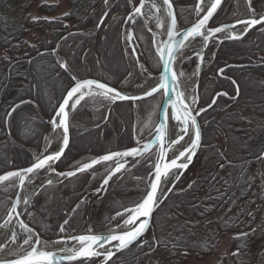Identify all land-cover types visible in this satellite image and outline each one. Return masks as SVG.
<instances>
[{
  "label": "trees",
  "instance_id": "trees-1",
  "mask_svg": "<svg viewBox=\"0 0 264 264\" xmlns=\"http://www.w3.org/2000/svg\"><path fill=\"white\" fill-rule=\"evenodd\" d=\"M137 2L109 0L106 5L104 0H0V175L27 167L41 156L49 120L75 82L73 76L97 79L124 90L133 88L135 72L129 68L122 25ZM194 2L172 0L178 20L184 16L190 19L188 24L192 22L193 15L186 8ZM250 6L264 14V0H251ZM105 11L108 16L97 28ZM65 12L70 15L64 16ZM234 18L224 5L210 26ZM133 32L153 58L150 67L159 70L149 33L139 19L133 24ZM204 57L195 107L207 109L198 116L202 141L193 164L199 161L200 165L192 181L183 188L176 183L158 207L146 244L155 253H194L202 257L213 252L221 234L248 233L232 241L231 257L234 264H240L256 241L251 229L258 226L264 206V159H257L264 149V25L251 29L239 40L210 44ZM60 62H66L69 70L60 68ZM214 98L216 103L212 104ZM21 100L27 103L7 118V112ZM91 102L86 98L70 113V143L56 164L58 171L129 148L136 129L134 113L142 119L154 109L148 101L111 106ZM217 139H221L222 150L215 144ZM152 158L153 152L116 178L111 193L121 198L134 193L150 172L152 164L148 163ZM84 175L87 173L46 188L57 197L40 208L45 210V224L36 228L30 222L42 238L55 237L68 212L78 203L82 190L77 191L70 183L80 182ZM5 193L12 197L15 189ZM108 195L105 193L99 202L102 208L110 207ZM9 202L7 198L0 204V218L7 210L3 203ZM83 213L84 206L79 204L68 219V229H78ZM214 214L221 216L210 221ZM164 219L173 221L169 234L159 230ZM190 222H196V226ZM238 248L239 255H233ZM148 250L147 246L133 245L117 254L111 264H142ZM94 260L95 264L99 261Z\"/></svg>",
  "mask_w": 264,
  "mask_h": 264
},
{
  "label": "snow or ice",
  "instance_id": "snow-or-ice-1",
  "mask_svg": "<svg viewBox=\"0 0 264 264\" xmlns=\"http://www.w3.org/2000/svg\"><path fill=\"white\" fill-rule=\"evenodd\" d=\"M104 2L107 5L109 0H104ZM128 3L132 4L133 0H128ZM221 4L222 0H211L210 6H207V11L202 16L198 15L196 22L183 30L177 29V16L173 11L171 0H163V5L165 6L163 9L158 5L157 0H148V3H146V0H139V4L133 6L132 11L128 14L127 20H135L138 16H146L147 14L143 12V8L146 6L156 9V13L163 10L166 12V16L170 18L166 25L167 38L157 42L155 34L153 36V45L158 56V63L163 68L159 76V82L143 94L144 97H149L157 93L161 94L162 104L157 105L156 108L162 109L163 119H160L156 125L155 133L151 139L142 145L138 141L137 147H131L125 151L108 152L105 155L91 159L89 162L79 164L72 171L57 173L59 177H75L77 174L93 170L94 166L103 162L115 161V167L108 170L100 187L95 189V192L99 194L106 192L109 181L120 174L121 170L125 168V163L120 162L121 158L126 162L128 157H132L139 162L145 158L146 154H150V149L158 145V155L153 165V171L149 173L151 179L148 181L149 187L146 189V194L134 206L124 208L122 212H116V217L122 218L124 229L127 230H123L120 228V225H117L116 229H110L108 234L105 235L82 234L60 236L55 241L42 240L39 233L35 232L27 223L19 219L20 213L16 211L18 206L21 202L29 205L31 201L30 197L24 196L21 198V195L18 193L16 201L12 203L11 209L8 211V220L5 224L11 223L13 216L16 217L19 227L25 235L20 236L18 239V233L12 231L10 241L12 244L25 249V251L23 254L13 251L9 255L15 258H0V264H63V262H67V264H95L94 258L98 257H103L102 264H111L113 258L118 253L128 250L130 246H147L151 250L152 246L143 241V235L150 229L153 216L162 199H166L168 194L172 192V188H168V191L164 192L162 185L167 184L169 178L173 176L176 180H179L180 175H182V170L188 169L193 163L202 141L201 126L197 121V117L207 110L200 108L199 111H196L189 103H186L189 97L178 90V78L179 76H183L184 73L182 71L177 73L173 69L174 63L179 61V58L184 55V49L188 48L190 43L197 38H200L201 41V51L195 52L194 55L202 63L205 59L202 49L207 46L210 39L215 38L217 33L231 32L228 38L238 40L250 28L256 25H264V15H261L259 18L237 20L236 24L245 25L243 32L239 34L232 31L235 25L224 24L218 27H208L210 19ZM202 5L206 6L204 0H198L195 5L198 14L203 12ZM250 5L251 0H249V7ZM63 15L68 16L70 13L65 12ZM153 15L156 20V27H165L162 18L155 13ZM107 16L108 12L105 11L103 16L100 17V22L97 24V27L103 24L104 18ZM33 19L35 20L37 18L33 17ZM128 39L129 41L132 39L131 31L128 33ZM133 52H135V49H133ZM59 67L65 71L69 70L66 62H60ZM197 67L199 68L200 65L198 64ZM220 71L223 72V69H220ZM72 80L75 83L67 90V94L63 97V101L59 103L58 109L55 110L56 114L52 118L54 130H63L62 145L59 150L51 154L38 156L35 162L29 167L9 171L0 175V182L16 181L18 183L15 186L23 190L28 184L32 183V180L41 170L55 172L56 169L53 167L54 163L61 159L65 149L69 145L68 109L75 110L77 105L81 101H85L86 98L93 102L98 100L115 102L116 100H137L143 98L127 96L117 89L109 87L106 83L95 79H77L76 76H73ZM233 83L235 84L236 82L233 81ZM33 87L35 88L37 86L33 85ZM217 95L219 96L221 94L218 93ZM223 95H227V93H223ZM237 95H239L238 87ZM191 100L192 104L196 103L195 96ZM25 103L27 102L21 100L19 104L14 105L7 112V117H12L19 107ZM215 103L216 100L214 98L212 104ZM212 104L208 105V107H212ZM177 105H179V110ZM172 121H175L176 124H172ZM177 125L179 126L178 131H176ZM173 135H175V139L171 138ZM185 137H187V141H185ZM182 142L187 143V146H183ZM169 151L172 153L171 157H169ZM177 152L178 155L176 154ZM257 159H264V153H261ZM221 167H224V165H221ZM45 184L51 186L53 181L49 179ZM40 187L43 188L45 185L42 184ZM189 187H191V184ZM38 192L39 189H36V191L31 193V196H36ZM158 193L160 194L158 195ZM28 214L31 215V213ZM125 216L127 217L126 219L123 218ZM113 219L115 218L113 217ZM68 225L69 220L66 219L60 225L59 231L66 233V226ZM3 226L5 225H0V227ZM247 235L248 233H240L234 239H241ZM70 241L72 242L71 246H69ZM153 241L155 244H159V240H156L155 237H153ZM105 245H108V247L105 248ZM4 249L5 245L0 244V251ZM233 255H239V248L233 252Z\"/></svg>",
  "mask_w": 264,
  "mask_h": 264
},
{
  "label": "rangeland",
  "instance_id": "rangeland-1",
  "mask_svg": "<svg viewBox=\"0 0 264 264\" xmlns=\"http://www.w3.org/2000/svg\"><path fill=\"white\" fill-rule=\"evenodd\" d=\"M234 2H235L234 3L235 6H233L232 8L229 9V11H231L232 14L235 15V18L233 19V21L236 19H240L241 17H248L251 15H254L256 17L264 15V14H258L257 12L252 11V10L248 11V12L245 11L244 6L241 4L243 2V0H234ZM204 3H207V4H205L206 6L203 10L206 9V7L209 3V0H204ZM179 4L182 7L184 6V4H182V3H179ZM7 5L10 6L11 3H8ZM158 5L163 9V6L160 3H158ZM132 9H133V7H132ZM186 9H187V12H189L191 14V16L193 15L192 20L196 19L198 17V15L200 14V13L198 14L194 10V4L192 6L187 7ZM154 13L159 15L162 18L164 24H166L165 11L162 10L159 13H156V9L149 8L146 12V14H147L146 26H147V28L151 29L150 33L148 32L149 29H147L145 26H143V24H142V26H143L144 30L147 33H149L148 38H149V42H150V49L153 51V54L157 56L155 46L153 45V36H154L153 34L155 33V39L157 38L156 40H157V42H159L158 41V38H159L158 33L159 34L163 33L164 27H161V28L156 27V20H155L154 15H153ZM6 18H7V21L10 22V17L6 15ZM181 18L182 19H180L178 21V24L180 25V27H185L186 25H188L190 19L184 18V16H182ZM134 22H133V24H134ZM133 24H132V26H130L129 20H127V18H126V20L124 21V23L122 25L123 36L125 39L124 41L126 42L127 54H128V58H129V68L135 69V83H134L133 88L128 89V92L141 93V92L145 91L146 89H148L149 85L154 80V78L150 74H156L158 72V70H157V68H152L151 70H148L149 74L145 73V71L143 70V66L145 65V63L146 62L148 63V60L149 61L151 60L150 62H152L153 58H151L150 54L145 51L146 48H143L142 44L139 41H136L133 36H132L131 41H129L128 33H129V31H131L133 29ZM152 32H154V33H152ZM132 35H133V32H132ZM226 37H229V35L227 33H224V32L219 33L216 36L217 40L223 39ZM214 42H218V41L214 40ZM212 44H214V43H212ZM133 49H135V52H133ZM198 51H200V45L197 44V42H196L184 50V55L182 57H180L179 61H178V62H180L179 72L182 71L184 73L183 76H179L180 82H181V85H183V89H185L187 86L185 95L189 97V99H188L189 103L194 109L196 107L197 102L195 104H192L191 98L193 96L196 97V88H197V85L199 82V79L196 83L193 80V77L194 76L196 77V57H197L196 55H194V53L198 52ZM157 58H158V56H157ZM188 84L189 85L191 84V87H189ZM196 100H197V98H196ZM160 101H161L160 95L158 96V100L156 102L153 99H150V101H148V102L150 104L151 103L154 104V105H152V109H153V107H154V109H153V111L150 110V112L146 116H144V118H142V119H139L138 113H136V114L134 113V124H135L136 129H135V132L133 134V141H132L131 146L135 143L138 144L137 143L138 141L141 144L142 142H144L146 140V138L149 137L150 133L152 132V130H153V128L157 122L158 109L156 108V106L160 104ZM91 103L98 104V105L99 104L106 105L107 103L109 104V102H107L106 100H98L96 102H91ZM196 111H199V110L197 109ZM48 128H49L48 129L49 130L48 138H47V142L44 146L43 152L46 151L47 149H50V147H53V146H51V144L54 143L52 136H53V133L55 131H51L50 127H48ZM215 144L219 148V150H222L221 139L215 140ZM90 160L91 159L87 160L86 162H89ZM105 165H108V162H105L104 165L102 164L99 168H101V167L104 168ZM199 165H200L199 161L197 163L193 164L184 173V175L176 182V183L179 182V188H183V187L187 186L192 181V179L194 178V176L196 175V173L198 171ZM76 166H78V165H75L71 169H74ZM148 174L146 175V178L144 179V181H142L139 186L134 188V190H135L134 193L128 194L124 198H121L120 196L116 197L113 195V193H111L110 190L112 189L111 188L112 183L107 186L106 192H104L103 195H101V194L97 195V194L93 193V191L95 190V188L98 185L99 180L101 179V176L104 175L103 172L101 173V176L99 177L98 180H96V178H95L91 181L89 175H84L82 177V179L80 180V182L77 180L71 181L70 185L73 188H75V189L77 188V191L82 190L81 191L82 195H81L78 203L75 206L77 207L79 204H83L84 213L82 214V218L79 222V227H78V229H76V231L68 229V227L66 226V233H61L59 231V228H60V226H59V228L57 230V234L55 237H59L62 234H64V235H72L73 234L74 235L77 233L85 232L89 229H91L93 232L96 231V233H98V231L103 232V231L108 230V229L109 230L110 229H116L117 225H120V227H121L122 218L116 217V212H120L124 208L131 207V206L135 205L140 200V198L142 197V194L146 191ZM49 179H51L53 181L52 185H61L63 182H65L67 180V178H66L63 181L59 182V180L61 179L59 176L54 175L53 173L49 172L48 170H41L39 172V174L32 180V183L28 184L26 187L25 196L30 197L31 202L29 205H25V207L22 211V215H23V218L29 224H30V222L33 223V225L36 228H39L40 225L45 224L44 218H43L45 210L42 211L40 208L45 203L51 202L54 199V197H57L56 194L55 195L53 194L52 189H50V190L46 189L49 186L45 185V187H43V188L40 187V184H39L40 182L44 183ZM170 181H171V179H169L168 183ZM36 183H38V184H36ZM168 183L166 185H168ZM90 184H92V185H90ZM15 185H16V181L3 182L0 184V204L3 202V200H5L7 198L10 199L9 204L3 203V207H5L4 210H6V209L7 210H6L5 214L0 218V224L3 221L5 215H6L8 209L10 207L12 198L14 197V195L12 197L8 196L7 193H5V192H8V191H11L14 189L16 191ZM36 189H39L38 194L36 196H31V193L36 191ZM105 193L109 194L108 198L110 201L109 200H107V201L109 202L110 207H108V208H106V207L102 208L101 205H99V202H100L101 198L105 195ZM64 198H66V196ZM64 198L62 196V199H64ZM81 198H82V200H81ZM82 201H83V203H82ZM40 204H41V206H40ZM254 206L252 207L250 213L253 211ZM72 209H71V211H72ZM71 211H69L67 216H66L67 220L69 219V217L73 213V211H72V213H71ZM28 213H31V215H29ZM220 216H221V214H219V215L214 214V215L210 216L209 219H210V221H215ZM113 217L115 219H113ZM166 222H167V224H166ZM258 222H259L258 226L255 224V226L251 229L252 231L255 230V231H253V235L255 236L256 241L254 243H252V245H251L250 251L248 252V256H247L248 258L241 259L240 264H264V206H263V209L261 210V212L258 216ZM190 223L192 224V226H196V224H195L196 222L195 223L190 222ZM172 224H173V221H167L166 219H164V221L160 223L159 230H162L164 234H166V233L169 234L171 231ZM199 224H200V222H199ZM88 227H90V228H88ZM200 227H201V225H199L197 229H199ZM2 229H3V227H0V233H1ZM12 231H16L18 233V239L20 236L25 235L24 232L19 230L15 221H11V223L8 224L5 232L2 233V235H0V244L5 245V249L3 251H0V258H4L5 255L8 256L10 254V252L12 253L13 251H15L19 254L25 251V249H22L18 245H14L11 243L10 236H11ZM237 235L238 234H236V233H230V232H225V233L221 234V236L218 239L217 245L215 247L213 246L214 247L213 252L211 254H208V255H205L202 257H198L194 253H187L185 255V254L180 253V252L176 253L174 256H170L169 251L164 252V253H160V252L155 253L149 249L146 257L144 258V260L142 262V264H234V260L231 257V254H232L231 245H232V241H233L234 237ZM55 237H53V238H55ZM257 237L259 238V240L257 239ZM53 238H49V239H53ZM42 239H44V238H42ZM49 239H45V240H49ZM143 241L149 242L148 233L146 236L143 237Z\"/></svg>",
  "mask_w": 264,
  "mask_h": 264
},
{
  "label": "water",
  "instance_id": "water-1",
  "mask_svg": "<svg viewBox=\"0 0 264 264\" xmlns=\"http://www.w3.org/2000/svg\"><path fill=\"white\" fill-rule=\"evenodd\" d=\"M225 0H222V4H223V2H224ZM197 2H198V0H196V4H197ZM146 3H148V0H146ZM157 3H160L162 6H163V8L165 7L164 5H163V0H157ZM172 3V2H171ZM139 4V0H138V3L136 4V5H138ZM210 4H211V1H210V3H209V5L208 6H210ZM222 4L220 5V7H218V9H217V11L214 13V15H213V17L210 19V21L214 18V16L217 14V12L219 11V9L221 8V6H222ZM173 5V4H172ZM146 7H144L143 8V11H144V9H145ZM173 11H174V13L176 14V12H175V9H174V6H173ZM207 11V8L205 9V10H203V12H201L200 13V15L199 16H202L203 14H204V12H206ZM166 13V12H165ZM103 16V15H102ZM140 19H142V20H144V17L143 16H138ZM251 18H256V17H251ZM105 19V18H104ZM170 18H168L167 16H166V25H167V22H168V20H169ZM198 19V17L193 21V23H195L196 22V20ZM246 19H249V18H246ZM246 19H242V20H246ZM132 21L133 20H130V25H131V23H132ZM210 21H209V23H210ZM99 22H100V20H99ZM98 22V23H99ZM226 24H228V25H235V27L236 26H239L240 24H236V21L235 22H230V23H226ZM192 24H190V25H188V26H185V27H179V24H178V20H177V29L178 30H183V29H186L187 27H190ZM221 25H224V24H221ZM221 25H218V26H221ZM218 26H215V27H218ZM257 26H260V25H256V26H254L253 28H255V27H257ZM208 27H209V24H208ZM250 29H252V28H250ZM249 29V30H250ZM248 30V31H249ZM243 35H245V34H243ZM242 35V36H243ZM167 38V36H166V29H165V34H164V37H163V40L164 39H166ZM197 39H199L198 41V43H199V45H200V51H201V41H200V38H197ZM196 39V40H197ZM196 40H194V41H192L191 43H190V45L193 43V42H195ZM211 40V39H210ZM209 40V41H210ZM208 41V42H209ZM189 45V46H190ZM208 45V44H207ZM207 47V46H206ZM206 47H204L202 50H203V53L205 54V50H206ZM203 63H204V61L201 63V61L199 60V58L198 57H196V81H195V83L198 81V79H199V76H200V74H201V71H202V67H203ZM179 64H180V62H176V63H174V65H173V69L177 72V73H179ZM200 65V67L198 68L197 67V65ZM163 70V68H162V65L160 64V70H159V72L157 73V74H150L153 78H156L157 79V81H156V83L152 86V87H154V86H156V84L159 82V76H160V73H161V71ZM86 79H92V78H86ZM95 80H97V79H95ZM98 81H100V80H98ZM100 82H102V81H100ZM178 82H179V91L180 92H182V87H181V82H180V78H178ZM75 83V82H74ZM73 83V84H74ZM102 83H105V82H102ZM107 84V83H106ZM109 87H112V86H110L109 84H107ZM73 86V85H72ZM112 88H115V87H112ZM151 88V87H150ZM150 88L149 89H146L145 91H143V92H141V93H132V92H125V91H121V90H119V89H117V88H115V89H117L118 91H120L122 94H125V95H127V96H131V97H143L142 99H137V100H116L115 102H110L109 101V103L111 104V105H113V104H117V103H122V102H131V103H134V102H136V101H140V100H145V99H148V98H151V97H153V96H155L156 94H154V95H152V96H149V97H144L143 96V94H144V92H146V91H148V90H150ZM67 94V91L65 92V94L63 95V97L65 96ZM158 94V93H157ZM63 97H62V99H61V101L59 102V103H61L62 101H63ZM20 103V102H19ZM19 103H16V104H19ZM70 103H71V101H70ZM186 103H189L188 102V100L186 101ZM15 104V105H16ZM160 104H162V99H161V102H160ZM190 104V103H189ZM58 107H59V104H58V106H57V108L56 109H58ZM177 108H178V110H179V105H177ZM11 110V109H10ZM9 110V111H10ZM68 111H69V117H70V113H71V111H72V109L71 108H69L68 109ZM169 111H170V109H169ZM55 114H56V111L54 112V114H53V116L51 117V119L49 120V123H50V125H51V129L54 131V128H53V125H52V118L55 116ZM107 114H108V112H107ZM8 118V117H7ZM6 118V119H7ZM160 119H163V112H162V109H158V114H157V122H156V124H155V126H154V128H153V130H152V132H151V134L149 135V137L144 141V142H142L141 143V145L143 144V143H145V142H147L149 139H151V137H152V135L155 133V127H156V125L159 123V121H160ZM197 121H198V117H197ZM68 123H69V120H68ZM172 124H176V122L175 121H172L171 122ZM198 123H199V121H198ZM178 129H179V126L177 125V128H176V131H178ZM56 130V129H55ZM60 132H61V135H62V139H63V130L62 129H58ZM172 139H175V135H173L172 137H171ZM62 139H61V143H60V145L57 147V148H54V149H51V150H49V151H46V152H44L42 155H47V154H51V153H53V152H55V151H58L59 150V148L61 147V145H62ZM185 139H187V137H185ZM69 143H70V131H69ZM138 146V144H133L132 146H130L129 148H131V147H137ZM185 147L187 146V143L184 145ZM68 147H69V145H68ZM67 147V148H68ZM158 145L157 146H154L152 149H150V151H154V157H153V161H152V169H151V171L150 172H152L153 171V165H154V162H155V160H156V158H157V155H158ZM67 148L65 149V151L67 150ZM128 149V148H127ZM200 149V148H199ZM199 149H198V151H197V154H198V152H199ZM126 149H123V150H118V151H125ZM180 150H182V148H180ZM64 151V152H65ZM114 152V151H113ZM262 153H264V149H263V151H262ZM64 154V153H63ZM107 154V153H106ZM177 155H178V152L176 153ZM197 154H196V156H197ZM41 155V156H42ZM105 155V154H104ZM171 155H172V153H171V151H169V157H171ZM63 156V155H62ZM196 156L194 157V161H195V158H196ZM62 158V157H61ZM121 159H123V158H121ZM130 159H134V158H132V157H128L127 159H126V162H125V160L123 161V162H121V163H125V165L128 163V161L130 160ZM136 160V159H135ZM59 161V160H58ZM58 161H56L55 163H54V165H53V167L56 169V164H57V162ZM194 161H193V163H194ZM35 162V161H34ZM137 162V161H136ZM104 163V162H103ZM193 163L189 166V168L193 165ZM31 165V164H30ZM29 165V166H30ZM29 166H27V167H29ZM95 167V166H94ZM113 167H115V161H114V166ZM24 168H26V167H24ZM188 168V169H189ZM19 169H21V168H19ZM188 169H186V170H182V175H180V178L184 175V173L188 170ZM15 170H18V169H13V170H9V171H15ZM72 170H74V169H71V170H66V171H58V170H56L55 172H51V171H49V172H51V173H53L54 175H57V173L58 172H68V171H72ZM9 171H6V172H9ZM6 172H4V173H6ZM149 172V173H150ZM3 173V174H4ZM177 174H179V173H177ZM2 175V174H1ZM78 175V174H77ZM58 176V175H57ZM61 179H60V181L59 182H61V181H63L64 179H66V178H69V177H60ZM151 179V177L149 176V174H148V179H147V188L149 187V184H148V181ZM169 179H171V181L168 183V185H166V184H164V185H162V187H163V191L164 192H167L168 191V188H174V186H173V181H174V185L176 184V182L178 181V180H176L175 179V177L173 176V177H170ZM103 180V179H102ZM58 182V183H59ZM0 183H2V182H0ZM18 182H16V184H17ZM56 183V182H55ZM101 183H102V181L100 182V184H99V187H100V185H101ZM42 184H44V185H46L45 184V182L44 183H41L40 184V186L42 185ZM27 187V186H26ZM26 187L23 189V190H21L20 188H18V187H16V192H15V194H14V197L12 198V201H11V204H10V207H9V209H11V206H12V203L13 202H15L16 201V199H17V194L19 193L20 195H21V198H23L24 196H25V191H26ZM146 188V189H147ZM104 192H102V194H103ZM146 194V191H145V193H144V195ZM160 193H158V195H159ZM142 199V198H141ZM140 199V200H141ZM81 200H82V198H81ZM80 200V201H81ZM139 200V201H140ZM165 199H162V202L164 201ZM138 201V202H139ZM161 202V203H162ZM161 203L158 205V207L161 205ZM134 206V205H133ZM24 207H25V204H23L22 202L20 203V205L18 206V208H17V212H19L20 213V216H19V219H21V220H23L25 223H27L28 224V222L23 218V215H22V211H23V209H24ZM76 207V206H75ZM75 207L72 209V211L75 209ZM132 207V206H131ZM130 208V207H129ZM9 209H8V211H9ZM158 209V208H157ZM8 211H7V213H6V215H5V217H4V219H3V221L1 222V224L0 225H3V224H5V222L8 220ZM72 211H71V213H72ZM155 215V214H154ZM127 217L125 216L124 217V219H126ZM153 219H154V216H153ZM153 219H152V224H153ZM11 221H15V223L17 224V227L19 228V230L20 231H22L23 232V230L19 227V224H18V222H17V219H16V217L15 216H13V218H12V220ZM29 225V224H28ZM29 227H31V228H33L34 230H35V232H37V230L34 228V227H32L31 225H29ZM121 227H123L122 229L123 230H127V229H124V226H123V223H122V221H121ZM152 228V225H151V227H150V229ZM6 229V228H5ZM149 229V230H150ZM149 230L143 235V237L144 236H146L147 235V233L149 232ZM108 232L109 231H107V230H105V231H103V232H98V233H95V232H93L91 229H89V230H87V231H85V232H83V233H79V234H74V235H82V234H99V235H105V234H108ZM38 233V232H37ZM73 235V234H72ZM72 235H64V234H62L61 236H72ZM60 237V236H59ZM59 237H56V238H53V239H49V240H47V241H55V240H57ZM42 239V238H41ZM42 240H45V239H42ZM71 241L69 242V246H71ZM113 243H115V242H113ZM105 248H107L108 247V245H105L104 246ZM131 247V246H130ZM24 252H22V253H20V254H23ZM119 254V253H118ZM13 258H15V257H13ZM94 259H99L100 261L97 263V264H102V261H103V257H98V258H94ZM63 264H67V262H63Z\"/></svg>",
  "mask_w": 264,
  "mask_h": 264
},
{
  "label": "flooded vegetation",
  "instance_id": "flooded-vegetation-1",
  "mask_svg": "<svg viewBox=\"0 0 264 264\" xmlns=\"http://www.w3.org/2000/svg\"><path fill=\"white\" fill-rule=\"evenodd\" d=\"M210 1L211 0H209V3H210ZM171 2H172V0H171ZM138 3V2H137ZM235 2H234V0H225L224 2H223V4H222V6H221V8L224 6V5H226L229 9L230 8H232L233 6H235V4H234ZM173 4V3H172ZM243 6H244V10L245 11H253V9H252V7L250 6L249 7V1L248 0H243V2L241 3ZM195 5H196V0H195V2H194V10L196 11V9H195ZM209 5V4H208ZM207 5V6H208ZM174 6V5H173ZM237 6V5H236ZM147 8H145L144 9V13L146 14V12H147V10L150 8V6H146ZM207 8V7H206ZM220 8V9H221ZM174 9H175V7H174ZM219 9V10H220ZM251 9V10H250ZM132 11V10H131ZM130 11V12H131ZM175 12H176V10H175ZM256 12V11H255ZM218 13V12H217ZM200 15V14H199ZM176 16H177V14H176ZM216 16V15H215ZM214 16V17H215ZM128 17V16H127ZM144 17V20H142V19H140L139 17H136L135 18V20L136 19H139L140 21H141V23L143 24V26H145L146 28H147V26H146V23H147V15L146 16H143ZM251 17H256V16H254V15H251V16H248V17H241L240 19H236V20H234V21H232V22H235V21H237V20H242V19H246V18H251ZM260 17V16H259ZM259 17H256V18H259ZM214 19V18H213ZM212 19V20H213ZM135 20H133L132 21V23H131V25H130V20H129V25L130 26H132V24H133V22L135 21ZM177 20H178V16H177ZM195 20V19H194ZM194 20H192V22L191 23H193V21ZM211 20V21H212ZM179 21V20H178ZM211 21H210V23H211ZM190 23V24H191ZM210 23H209V27H215V26H218V25H221V24H226V23H230V22H226V23H221V24H218V25H214V26H210ZM190 24H188V25H190ZM188 25H186V26H188ZM180 26V25H179ZM260 26H263V25H260ZM260 26H257V27H260ZM245 27V25H239V26H236L234 29H232V31H234V32H236V33H242L243 32V28ZM98 28V27H97ZM256 28V27H255ZM147 29H149V28H147ZM253 29V28H252ZM251 30V29H250ZM249 30V31H250ZM248 31V32H249ZM133 32V29L131 30V33ZM148 32L150 33V31L148 30ZM247 32V33H248ZM224 33H227L229 36L231 35V32H224ZM246 33V34H247ZM219 33H217L216 34V36L218 35ZM245 34V35H246ZM245 35H243V36H241V38H243ZM133 37H134V39L136 40V41H138L137 40V38L135 37V35H134V32H133V35H132ZM216 36H215V38H213V39H211L209 42H208V45H207V47H206V50H207V48H208V46L210 45V44H212V43H219V42H221V41H223V40H234V39H229L228 37H226V38H223V39H219V40H217V38H216ZM240 38V39H241ZM123 39H124V36H123ZM125 40V39H124ZM199 39H197L195 42H193L191 45H193L194 43H196L197 42V44H199L198 41ZM214 40H216V41H218V42H214ZM239 40V39H238ZM124 45H125V47H126V52H127V46H126V42L124 41ZM190 45V46H191ZM142 47L143 48H145L144 47V45L142 44ZM185 50V49H184ZM206 50H205V52H206ZM204 56H205V54H204ZM127 59H128V63H129V58H128V54H127ZM146 62V61H145ZM149 63H150V61L148 60V63L146 62L145 63V65L143 66V70L145 71V73H147V74H149L148 73V70H151L152 68L150 67V65H149ZM203 68V67H202ZM130 70L134 73L135 72V69L134 68H130ZM219 73V72H218ZM113 87V86H112ZM115 88H117V89H119V90H121V91H125V92H128V90H124V89H120V87H115ZM159 96V93L158 94H156L155 96H153V97H151V98H154V97H158ZM151 98H148V99H145V100H140V101H149ZM158 99L156 98L155 99V102L157 101ZM107 102H109V101H107ZM136 102H139V101H136ZM134 104V103H133ZM107 118V117H106ZM106 118H105V120H106ZM104 120V121H105ZM148 155V154H147ZM146 155V156H147ZM145 156V157H146ZM143 159H145V158H143ZM143 159H141L139 162H136V160L135 159H130L129 161H128V163L125 165V168L124 169H122L121 170V173L120 174H118L116 177H114L112 180H110L109 181V184H111V183H113L114 181H115V179L116 178H119L122 174H124L126 171H128V170H130L131 168H133V167H135L136 165H138ZM124 161V159H121L120 160V162H123ZM104 165V163H101V164H99V165H96L95 167H94V169L93 170H90V171H88V172H86L87 173V175H89V177H90V179H91V181L93 180V179H95L96 178V180H98L99 179V177L101 176V173L103 172L104 173V175H103V177L106 175V173L108 172V170L109 169H111V168H113V166H114V161L113 162H108V165H105L104 166V168H99L101 165ZM151 164V161L148 163V165H150ZM103 177H102V179H103ZM102 179L101 180H99V182H98V185H97V187L95 188V189H97V188H99V183H100V181H102ZM90 182V181H89ZM90 185H92V184H90ZM93 193L94 194H97L96 192H95V190L93 191ZM99 194H101V195H103L102 194V192L101 193H99ZM98 195V194H97ZM100 195V196H101ZM121 212V211H120Z\"/></svg>",
  "mask_w": 264,
  "mask_h": 264
},
{
  "label": "bare ground",
  "instance_id": "bare-ground-1",
  "mask_svg": "<svg viewBox=\"0 0 264 264\" xmlns=\"http://www.w3.org/2000/svg\"><path fill=\"white\" fill-rule=\"evenodd\" d=\"M205 4H207V3H205ZM209 4V3H208ZM203 7V9L205 8V6L203 5L202 6ZM165 16H166V13H165ZM165 29H166V24H165V27H164V29H163V33H161V34H159L158 33V36H159V38H158V41H161V40H163V37H164V34H165ZM152 33H154V32H152ZM155 34V33H154ZM153 34V35H154ZM157 39V38H156ZM193 80L194 81H196V77L194 76L193 77ZM156 81H157V79L156 78H154V80H153V82L149 85V88L150 87H152L155 83H156ZM194 85V84H193ZM188 86L189 87H191V84L189 85L188 84ZM181 87H182V89H183V85H181ZM148 88V89H149ZM186 89H187V86H186V88L185 89H183L182 90V92L185 94L186 93ZM132 93H137V92H132ZM188 102H189V100H188ZM151 134V133H150ZM53 142L54 143H52L51 144V146H53V147H50V149H47L46 151H49V150H51L52 148L54 149V148H57L59 145H60V143H61V139H62V135H61V133H60V131H58V130H55V132L53 133ZM147 139V138H146ZM185 141H187V139H185ZM136 144V143H135ZM182 144H183V146L186 144L185 142H182ZM36 184H38V183H36ZM39 184H41V182L39 183ZM9 224V223H8ZM8 224H4L5 226H3V229H2V231H1V233H0V235H2V233H4L5 232V228H7V226H8ZM88 228H90V227H88ZM121 229L123 228V227H120ZM107 231H109V229L107 230ZM11 253V252H10ZM4 258H13V256H10V255H5V257Z\"/></svg>",
  "mask_w": 264,
  "mask_h": 264
}]
</instances>
